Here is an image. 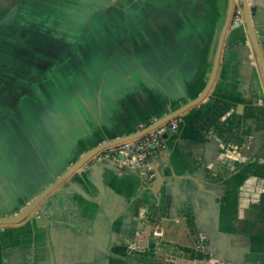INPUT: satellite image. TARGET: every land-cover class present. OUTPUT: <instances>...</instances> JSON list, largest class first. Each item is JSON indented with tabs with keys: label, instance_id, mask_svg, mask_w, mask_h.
Returning <instances> with one entry per match:
<instances>
[{
	"label": "crops",
	"instance_id": "1",
	"mask_svg": "<svg viewBox=\"0 0 264 264\" xmlns=\"http://www.w3.org/2000/svg\"><path fill=\"white\" fill-rule=\"evenodd\" d=\"M239 2L213 86L151 160L153 182L94 158L35 215L0 228V264H264V77ZM227 5L0 0V95L5 77L28 79L32 63L51 66L59 54L54 70L78 87L65 107L34 87L26 122L43 160L14 116L1 120L0 98V216L21 210L87 150L198 97ZM255 36L264 59V25Z\"/></svg>",
	"mask_w": 264,
	"mask_h": 264
},
{
	"label": "water",
	"instance_id": "2",
	"mask_svg": "<svg viewBox=\"0 0 264 264\" xmlns=\"http://www.w3.org/2000/svg\"><path fill=\"white\" fill-rule=\"evenodd\" d=\"M241 5L243 10V16L245 19L244 22L245 25L247 26V32L252 40L257 55V59L259 61L261 71L264 77V59L261 53L260 43L255 36V29L257 27H261L264 25V8L261 7L259 3H257L255 0H241ZM233 6H234V0H228L226 17L220 32L218 45L213 60V65L206 86L204 87V89L202 90V92L198 97L186 103L177 110H174L168 113L167 115H165L164 117H161L160 119L147 125L146 127H143L142 129H140L135 133L126 136H121L115 139L106 140L96 145L95 147L83 153L65 171H60L57 175H55L54 173L50 174V177L53 178V181L49 183L44 189L36 193L32 197V199L21 210L9 216H0V228L7 226H16L21 222H23L24 220H26L28 217L35 215L37 212H39L41 210L42 203L49 195H51L59 187L63 186L65 182H67L75 173L79 172L86 163L93 160L96 157V155H98L101 151L109 147L121 144L123 142L137 139L155 130L160 126L167 124L170 120L183 115L189 109L195 107L202 100H204L205 97L208 95L209 91L211 90L216 78L219 60L221 56V50L223 47L227 29L229 27L232 18ZM90 26L91 24L87 26V31H90ZM59 55L60 56H56L58 62L60 59H63V56H61V54ZM57 61H55L54 58L48 61L50 62L52 68L48 64H45V66L42 65L40 67L39 61L37 63L35 62L32 63V68L27 72V75L30 76L28 79L22 77V75H24L26 72H23L22 75L20 73L18 76L15 74H11V76L5 77L3 80L8 84L5 85L4 94L0 95V98L1 99L3 98L4 101H6V106L3 109L5 116L1 120H4L5 117L11 118L12 116H14L20 125L21 132L24 133V135L26 136L29 142L28 145L29 148L31 147V149H33L36 155L40 158H41V154L32 140V137L27 129V122H26L27 118L30 115L29 113H26L29 111V110L27 111L26 108L27 105H29L28 104V102H30L29 99H31V97L34 95V87L37 88L38 95L40 96H45V97L49 95L52 96L54 95V97L57 96L59 105L61 107H65L67 105L66 102L67 99H69V97L74 93V90L75 91L78 90V87H76L72 83L65 82L69 72L54 70L55 69L54 64ZM75 74L76 76H79L78 73ZM40 80H42V83H40ZM56 81L60 82L62 85L60 84L61 86L57 85L56 87L55 86ZM64 84L66 85L64 86ZM20 102H22L23 104H21ZM170 134L171 132L163 133L162 137L164 139H167L168 135Z\"/></svg>",
	"mask_w": 264,
	"mask_h": 264
},
{
	"label": "built area",
	"instance_id": "3",
	"mask_svg": "<svg viewBox=\"0 0 264 264\" xmlns=\"http://www.w3.org/2000/svg\"><path fill=\"white\" fill-rule=\"evenodd\" d=\"M241 6L234 0L232 19L239 21ZM178 117L155 130L130 141L109 147L96 155L99 161L110 163L120 169L137 173L143 183L153 180L155 174L151 160L165 149L163 133H175L178 130Z\"/></svg>",
	"mask_w": 264,
	"mask_h": 264
},
{
	"label": "rangeland",
	"instance_id": "4",
	"mask_svg": "<svg viewBox=\"0 0 264 264\" xmlns=\"http://www.w3.org/2000/svg\"><path fill=\"white\" fill-rule=\"evenodd\" d=\"M46 9H47V11H49V13L50 14H56V15H58V14H60V13H63V12H66V11H70V12H74L75 13V11H76V9L75 8H73V9H68V8H62V7H49V8H47L46 7ZM81 26V25H80ZM82 27H83V25H82ZM85 31V30H84ZM84 31H81L82 33H85ZM23 200H20V199H18L17 201H15V202H13L12 204L13 205H17V204H19V203H21Z\"/></svg>",
	"mask_w": 264,
	"mask_h": 264
},
{
	"label": "flooded vegetation",
	"instance_id": "5",
	"mask_svg": "<svg viewBox=\"0 0 264 264\" xmlns=\"http://www.w3.org/2000/svg\"><path fill=\"white\" fill-rule=\"evenodd\" d=\"M154 174H155V171H154ZM155 179V176H154V178H153V180ZM153 180L151 181V182H153ZM141 182H142V184L144 185V186H148L151 182H149V183H143V181L141 180ZM42 206V205H41Z\"/></svg>",
	"mask_w": 264,
	"mask_h": 264
},
{
	"label": "bare ground",
	"instance_id": "6",
	"mask_svg": "<svg viewBox=\"0 0 264 264\" xmlns=\"http://www.w3.org/2000/svg\"><path fill=\"white\" fill-rule=\"evenodd\" d=\"M8 152H9V151H8ZM10 153H11V152H10ZM10 155L12 156V154H10ZM10 155H9V156H10ZM12 157H13V156H12ZM10 160H11V159H10ZM11 162H12V161H11Z\"/></svg>",
	"mask_w": 264,
	"mask_h": 264
}]
</instances>
